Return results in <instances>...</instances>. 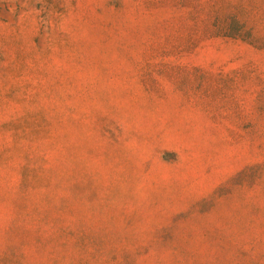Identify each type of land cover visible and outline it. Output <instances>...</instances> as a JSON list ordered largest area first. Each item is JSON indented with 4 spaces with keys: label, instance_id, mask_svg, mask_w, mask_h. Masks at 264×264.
Returning a JSON list of instances; mask_svg holds the SVG:
<instances>
[{
    "label": "rangeland",
    "instance_id": "rangeland-1",
    "mask_svg": "<svg viewBox=\"0 0 264 264\" xmlns=\"http://www.w3.org/2000/svg\"><path fill=\"white\" fill-rule=\"evenodd\" d=\"M0 264H264V0H0Z\"/></svg>",
    "mask_w": 264,
    "mask_h": 264
}]
</instances>
